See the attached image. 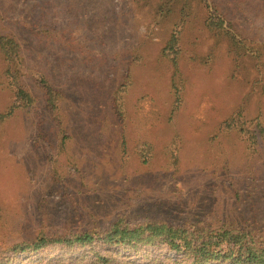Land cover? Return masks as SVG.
<instances>
[{
	"label": "rangeland",
	"instance_id": "374dc122",
	"mask_svg": "<svg viewBox=\"0 0 264 264\" xmlns=\"http://www.w3.org/2000/svg\"><path fill=\"white\" fill-rule=\"evenodd\" d=\"M222 5L239 48L206 28L198 0L184 14L179 0H0V34L19 43L36 98L5 115L14 98L0 55V256L118 217L264 234V139L252 153L246 133L224 126L264 127V0ZM173 33L176 111L162 55ZM41 79L62 94L54 111ZM64 253H16L10 264Z\"/></svg>",
	"mask_w": 264,
	"mask_h": 264
},
{
	"label": "trees",
	"instance_id": "16d2710c",
	"mask_svg": "<svg viewBox=\"0 0 264 264\" xmlns=\"http://www.w3.org/2000/svg\"><path fill=\"white\" fill-rule=\"evenodd\" d=\"M179 1L180 13L184 14L190 0ZM198 1L204 3L207 11L204 21L206 28L217 36L230 40L234 49L239 48V41L231 28V20L223 12L222 0ZM164 3L166 1L162 4ZM176 40L173 33L162 50V55L174 68L170 81V92L174 98L172 111L179 108L183 89L176 78ZM0 55L5 62L4 76L14 98L12 107L5 115H10L16 108L32 107L36 98L21 81L24 67L21 47L12 35L0 34ZM39 83L46 108L56 110L57 101L62 98L61 92L53 89L43 79ZM236 122L239 121L232 118L224 126L236 129L241 134L246 133V149L253 153L264 139V127L256 121L251 126L252 129L247 131L243 127L244 123ZM118 124L122 127L121 122ZM45 249H58L65 253L64 256L60 255L61 258L58 256L52 262L44 264H264V234L251 228L226 224L217 227L196 226L189 222L171 224L159 220L131 222L121 217L103 230L95 227L72 234L37 236L30 242L10 247L8 253L11 256H0V264H10L12 255L16 253H44ZM129 250H134V255L126 256L123 253ZM132 257L137 260L132 261Z\"/></svg>",
	"mask_w": 264,
	"mask_h": 264
}]
</instances>
